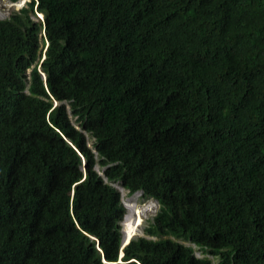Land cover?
<instances>
[{
	"label": "trees",
	"instance_id": "obj_1",
	"mask_svg": "<svg viewBox=\"0 0 264 264\" xmlns=\"http://www.w3.org/2000/svg\"><path fill=\"white\" fill-rule=\"evenodd\" d=\"M39 1L44 59L35 1L0 19V264H264V0ZM116 181L159 201L122 262Z\"/></svg>",
	"mask_w": 264,
	"mask_h": 264
},
{
	"label": "rangeland",
	"instance_id": "obj_2",
	"mask_svg": "<svg viewBox=\"0 0 264 264\" xmlns=\"http://www.w3.org/2000/svg\"><path fill=\"white\" fill-rule=\"evenodd\" d=\"M22 5L23 2L14 3L9 0H0V19L9 17V15L12 12L20 8ZM72 121L75 123L74 118ZM88 141L90 145H92L93 140L91 137H88ZM95 168L98 172L103 174V168L101 166L96 164ZM122 199L127 209L126 215L123 219L124 222H122L123 237H125V229L127 228L126 224L129 225V228H131V230L134 228L133 230L135 235L133 234L131 237L145 235L146 233L144 231L145 228L148 226L149 223L148 219H150V217L158 210L159 207L158 203H156L154 199H148V200L144 199L142 196V192H137L133 195H129L125 190H123ZM133 221L135 223H133ZM141 222L142 224L138 226V224ZM130 238H127V240ZM181 241L187 244H191L190 242H186L183 240ZM196 255L200 257L207 256L213 261L214 264H219V258L216 255H212L210 253H204L202 249H199L197 247H196Z\"/></svg>",
	"mask_w": 264,
	"mask_h": 264
},
{
	"label": "clouds",
	"instance_id": "obj_3",
	"mask_svg": "<svg viewBox=\"0 0 264 264\" xmlns=\"http://www.w3.org/2000/svg\"><path fill=\"white\" fill-rule=\"evenodd\" d=\"M9 1H11V2H14V3H17V2H23V5L20 7V8H22V7H24V6H26L27 5V3L28 2H33V1H35L34 2V7H35V15L33 16L34 17V19H36V20H39V21H41L42 23H43V30H42V33H41V36H45V38H46V43L44 44L43 43V54H42V59H44V57H45V53L47 52V49H48V46H49V44H50V42H49V40L47 39V35H46V22H45V19H46V14H45V12L43 11V10H41L40 9V1L39 0H9ZM20 8H18L17 10H19ZM16 11V10H15ZM43 74V76L45 77V74L44 73H42ZM64 102L65 101H62V102H59V101H57L56 99H54V107H56V106H58V105H61V104H64ZM73 118L74 117H72V120H73ZM74 121H75V118H74ZM73 122V121H72ZM74 123V122H73ZM74 124H76V122L74 123ZM77 125V124H76ZM90 144V143H89ZM91 146V145H90ZM94 152L95 153H97V151L94 149ZM85 164H86V159H85V157L84 156H82V165H83V167L85 168ZM100 166V165H99ZM102 167V166H101ZM103 168V174H101L100 172V174L102 175V177L105 179V181H107V182H109L108 181V179L106 178V176H105V174H104V167H102ZM111 183V185L113 186V187H115L116 188V191L119 193V196H120V199H121V201L123 202V199H122V193H123V190H125V191H127V194H129V195H133V194H135V193H137V192H142V196H143V191H141V190H139V191H136V192H131L130 190H129V188H127L121 181H116V182H110ZM143 198L144 199H146V200H148V199H154L155 201H156V203H158V205H159V201L157 200V199H155L154 197H144L143 196ZM123 204L125 205V203L123 202ZM125 207H126V205H125ZM158 209H159V207H158ZM158 211V210H157ZM157 211H156V213H157ZM126 212H127V209H126ZM156 213H154L151 217H150V219H148L149 220V222L152 220V218H153V216L156 214ZM125 215H126V213H125ZM125 215H124V217H125ZM124 219V218H123ZM122 222H123V220L121 221V227H122ZM143 222V221H142ZM142 222L141 223H139L138 224V226H140L141 224H142ZM149 224V223H148ZM145 232V231H144ZM122 234H123V229H122ZM134 235H135V233H134ZM140 236H146V234L145 235H140ZM138 237V236H137ZM134 238H136L135 236H133V237H131L129 240H128V242L126 241V238L125 237H123V241H122V249H121V251H120V256H119V262H122V258H123V255H124V247L128 244V243H130L131 242V240L132 239H134ZM97 247L101 250V248H100V244H99V240H98V244H97ZM213 255V254H212ZM198 257H200V256H198ZM203 257V256H202ZM103 259H104V261H106L105 260V258H104V256H103Z\"/></svg>",
	"mask_w": 264,
	"mask_h": 264
},
{
	"label": "bare ground",
	"instance_id": "obj_4",
	"mask_svg": "<svg viewBox=\"0 0 264 264\" xmlns=\"http://www.w3.org/2000/svg\"><path fill=\"white\" fill-rule=\"evenodd\" d=\"M135 221H136V219H135ZM133 223H135V222L133 221ZM126 225H127V228L125 229V238H126V241L128 242L129 239L127 240V238H130L134 234V230H133L134 228L131 230V228H129V225L128 224H126Z\"/></svg>",
	"mask_w": 264,
	"mask_h": 264
}]
</instances>
